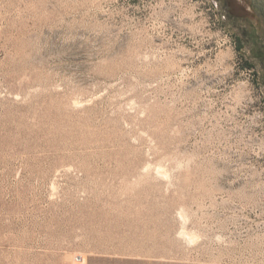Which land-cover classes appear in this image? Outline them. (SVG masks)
<instances>
[{
    "label": "rangeland",
    "instance_id": "1",
    "mask_svg": "<svg viewBox=\"0 0 264 264\" xmlns=\"http://www.w3.org/2000/svg\"><path fill=\"white\" fill-rule=\"evenodd\" d=\"M263 11L0 0V264H264Z\"/></svg>",
    "mask_w": 264,
    "mask_h": 264
},
{
    "label": "crops",
    "instance_id": "2",
    "mask_svg": "<svg viewBox=\"0 0 264 264\" xmlns=\"http://www.w3.org/2000/svg\"><path fill=\"white\" fill-rule=\"evenodd\" d=\"M87 264H182L167 258L142 254L104 255L95 257Z\"/></svg>",
    "mask_w": 264,
    "mask_h": 264
},
{
    "label": "flooded vegetation",
    "instance_id": "3",
    "mask_svg": "<svg viewBox=\"0 0 264 264\" xmlns=\"http://www.w3.org/2000/svg\"><path fill=\"white\" fill-rule=\"evenodd\" d=\"M262 19L264 21V11L262 14ZM259 51H260V55H258L257 57H258L260 68L262 69L263 75H264V33L261 36V46L259 47Z\"/></svg>",
    "mask_w": 264,
    "mask_h": 264
},
{
    "label": "built area",
    "instance_id": "4",
    "mask_svg": "<svg viewBox=\"0 0 264 264\" xmlns=\"http://www.w3.org/2000/svg\"><path fill=\"white\" fill-rule=\"evenodd\" d=\"M76 259H77L79 262H81V261L83 260V257H82V256H78Z\"/></svg>",
    "mask_w": 264,
    "mask_h": 264
}]
</instances>
